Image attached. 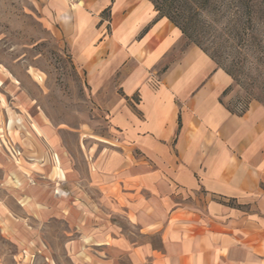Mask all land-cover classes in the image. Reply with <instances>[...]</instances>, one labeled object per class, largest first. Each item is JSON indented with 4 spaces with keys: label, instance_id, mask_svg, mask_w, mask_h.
Listing matches in <instances>:
<instances>
[{
    "label": "crops",
    "instance_id": "crops-1",
    "mask_svg": "<svg viewBox=\"0 0 264 264\" xmlns=\"http://www.w3.org/2000/svg\"><path fill=\"white\" fill-rule=\"evenodd\" d=\"M35 1L107 135L81 143L84 170L0 155L15 264H264V107H233L231 77L150 0Z\"/></svg>",
    "mask_w": 264,
    "mask_h": 264
},
{
    "label": "rangeland",
    "instance_id": "rangeland-1",
    "mask_svg": "<svg viewBox=\"0 0 264 264\" xmlns=\"http://www.w3.org/2000/svg\"><path fill=\"white\" fill-rule=\"evenodd\" d=\"M200 7L191 21L180 20L231 77L233 107H264V0H205ZM54 32L35 0H0V155L19 162L63 153L68 165L84 170L80 145L87 149L92 137L107 135V119ZM15 250L0 238V264H15Z\"/></svg>",
    "mask_w": 264,
    "mask_h": 264
},
{
    "label": "trees",
    "instance_id": "trees-1",
    "mask_svg": "<svg viewBox=\"0 0 264 264\" xmlns=\"http://www.w3.org/2000/svg\"><path fill=\"white\" fill-rule=\"evenodd\" d=\"M150 1L152 2L154 8L158 11L160 16L167 17L177 27H179L181 32L188 38L189 41L201 47L198 44V42L192 39L193 37L192 32L188 30V27L186 26V22L180 19L183 16L184 19L189 18L188 20L191 21V19H193V17L195 16L196 12L199 11L197 8H199L200 6L205 7V0H192L193 2H189V0H150ZM196 3H198V5ZM209 56L217 63V61L214 59L212 55L209 54ZM217 65L220 66L218 63Z\"/></svg>",
    "mask_w": 264,
    "mask_h": 264
},
{
    "label": "built area",
    "instance_id": "built-area-1",
    "mask_svg": "<svg viewBox=\"0 0 264 264\" xmlns=\"http://www.w3.org/2000/svg\"><path fill=\"white\" fill-rule=\"evenodd\" d=\"M241 111V110H240Z\"/></svg>",
    "mask_w": 264,
    "mask_h": 264
}]
</instances>
